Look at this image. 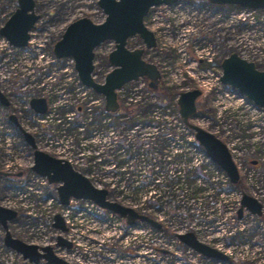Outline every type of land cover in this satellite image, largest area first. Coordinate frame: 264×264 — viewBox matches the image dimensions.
<instances>
[{
    "label": "rangeland",
    "instance_id": "374dc122",
    "mask_svg": "<svg viewBox=\"0 0 264 264\" xmlns=\"http://www.w3.org/2000/svg\"><path fill=\"white\" fill-rule=\"evenodd\" d=\"M34 1L35 13L40 19L29 34L28 45L24 48L11 47L0 35V90L11 106L4 109L0 105V172L11 175L10 179L0 177V206L18 212L17 218L9 223L10 233L26 243L41 245L47 241L45 237H55L57 234L49 228L50 233L47 234L44 222L46 216L59 210L55 206L48 209L44 202V195L55 198L54 188L41 185L39 178L28 173L31 165L28 157L31 153L17 129L8 122L9 115L15 114L24 130L50 146V150H46L49 154L56 155L58 149L64 151L62 156L71 155L73 168L85 175L95 187L108 190L109 200L135 207V210L164 224L163 229L155 231L148 225L138 223L131 229L122 228L121 236L116 238L111 237L114 219L107 217L106 222H109L97 231L96 239L97 242L110 239V244L104 242V245L108 246L109 252L116 254H112L111 264H200L199 258L189 253L175 237L188 232L196 234L206 244L229 256L226 262L211 259L204 260L203 264H264V142H261L264 131L254 129L255 120L248 110L252 109L253 103L237 90L217 83L222 75L221 61L232 53L264 71V11L214 6L208 0H179L177 6L150 10L144 24L154 33L156 47L149 50L144 59L156 65L161 73L159 89L150 91L146 79L127 84L117 93L119 106L124 111H119L118 115L111 118L101 111L104 100L94 94L92 99L97 102L91 105L90 120L85 119L89 116L82 112L68 122L66 115L72 111V107L81 106L84 111L89 100L83 98L82 91H76L74 83L77 74L73 61L56 59L53 47L72 22L88 18L94 24H101L105 15L97 6V0ZM16 9L17 0H0V29ZM127 47L130 50L140 49L143 44L136 37L128 41ZM113 50L112 41L104 42L95 49V81L102 83L111 70L107 56ZM210 56L212 63L206 61ZM192 90H200L202 94L196 101V112L190 123L212 133L241 157L238 161L234 155L240 164L239 189L233 186L222 188L219 184L210 187L213 191L224 189L219 196L216 191H210L213 193L212 203L210 199L191 200L193 196L190 193L195 189L201 190L198 187L202 188L201 184L205 180L211 186V178L215 177L214 166L210 165L214 171L206 168L207 173L203 174L205 167L195 162V159L202 157L201 147L186 156L185 163L192 161L198 164V168L188 175L187 168H180L182 161L179 154L171 165L162 157L163 154L172 153L170 149L166 153L162 151L168 143L161 137L165 132L158 134L160 126L168 127L174 123L176 140L185 141L186 137H190L191 132L177 129V121L180 119L177 99L180 93ZM163 93L169 94V97L166 99ZM32 98L45 99L52 120L35 117L29 108ZM238 98L244 102L236 108L234 104H240ZM123 115L128 118H122ZM135 120L138 122L133 123ZM82 121H85L83 132L79 131ZM148 121L153 122L149 124ZM133 124L150 128L133 133L123 127ZM155 126L159 127L158 133L153 128ZM110 127L115 131L118 142L112 152L108 144ZM80 139L88 140L84 150L80 147ZM124 139L131 149L130 153H125L126 161L121 162L116 150L122 147L125 149ZM111 140L113 143L114 139ZM159 147L162 153L156 151ZM52 148H56L55 151ZM241 148L247 151L241 153ZM150 154L154 162L149 160ZM243 155L247 160L258 161L260 166L246 168ZM110 161H113L119 172L136 177L111 178ZM154 166L160 167L157 170L162 173L157 177L159 182L144 177L151 173ZM170 170L176 173L173 179L167 176ZM179 171L185 172L184 182L177 180ZM20 172H24L23 178L16 177ZM199 178L203 181L198 182ZM164 185H168V192ZM172 185H176L177 190L184 187L186 191L182 194L179 190L177 195L176 190L171 191ZM37 189H41L39 197L34 192ZM242 192L256 198L263 205L260 217L247 213L242 219H237L238 199ZM216 201H220L219 208L215 205ZM200 202L217 209L209 211L207 216H197L196 209ZM80 207L83 209L84 204L81 203ZM184 207L194 210V214L184 210ZM104 216L105 213L102 214ZM38 217H42L44 228L37 231ZM3 236L0 226V264H27L20 255L5 247ZM154 243L157 245L154 246ZM160 245H167L170 252L158 254L155 259L142 255L140 259L131 257L122 261L123 258L119 256L125 250L133 254V249L138 246L146 252ZM57 253L63 256L61 250H57ZM93 253L100 257L106 256L103 251L95 250Z\"/></svg>",
    "mask_w": 264,
    "mask_h": 264
},
{
    "label": "water",
    "instance_id": "95a60500",
    "mask_svg": "<svg viewBox=\"0 0 264 264\" xmlns=\"http://www.w3.org/2000/svg\"><path fill=\"white\" fill-rule=\"evenodd\" d=\"M177 2L178 0H97V6L105 15L104 22L94 24L88 18H80L72 22L61 39L55 43L53 54L56 59H71L80 83L104 98L106 112L115 113L119 108L117 91L125 85L146 78L150 89L158 88L160 74L157 67L143 60L144 51L156 46L154 33L145 26L144 19L151 8ZM208 2L215 6L264 10V0H208ZM38 20L34 0H17V9L0 29V35L10 46L24 48L28 44L29 33ZM135 37L142 41L144 47L129 50L127 42ZM107 41L114 43V50L107 57L111 71L106 74L104 81L99 83L93 78L94 50ZM220 67L222 70L220 82L223 85L237 90L255 106L264 110V71L258 70L254 63L240 58L236 53L224 58ZM200 95L198 90L179 94L177 105L180 119L194 133V139L203 148L207 157L226 174L230 183L235 185L239 180V174L226 145L210 132L190 123V119L196 112V100ZM0 105L8 106V101L1 90ZM30 107L37 114H44L47 110L46 101L43 98L32 99ZM9 119L17 124L14 115H10ZM23 135L25 142L35 149L36 145L32 136L25 131ZM31 169L38 176L46 178L50 184L58 185L57 195L63 205H67L71 198L88 200L102 210L123 219L128 227L134 226L136 222H144L155 229L160 228V225L149 217L108 200L107 190L95 187L87 177L74 171L66 161L35 150ZM240 204L241 209L245 208L251 214L260 216L261 205L255 199L243 195ZM16 217L15 210L0 206V225L4 229L5 247L31 264H38L41 260H45L46 264H71L56 257L49 247L39 248L14 238L8 231V223ZM238 218H240V210ZM53 227L66 232L59 215H55ZM176 237L185 246L204 257L221 261H226L228 258L200 243L193 233L178 234ZM58 240L59 245L70 249L69 242L62 237Z\"/></svg>",
    "mask_w": 264,
    "mask_h": 264
},
{
    "label": "built area",
    "instance_id": "2783aa9c",
    "mask_svg": "<svg viewBox=\"0 0 264 264\" xmlns=\"http://www.w3.org/2000/svg\"><path fill=\"white\" fill-rule=\"evenodd\" d=\"M177 3L172 4V5H161V6L153 7V8H151V10H158V9H161V8H168V7H172V6H177L178 5ZM150 50H152V49H150ZM144 60L146 61V59H144ZM212 60H213L212 59V56L206 58V61L208 63H212ZM160 79H161V73H160ZM53 80H55V78ZM143 80L144 79H140L138 82L143 81ZM138 82H134V83H138ZM217 83L220 84V85H222V83L220 82V78L217 80ZM74 86L76 88V91H82L81 95L83 96L84 99L89 100V103L87 105H85V107L83 109L84 111H82V107L81 106L72 107V111H69V113H67V115H66V116H68L67 117L68 118V122L70 120H72L75 115H81L82 112L85 113V115L87 117L89 116V118H85V119L90 120V116L92 115L91 105H93V104H95L97 102L96 100H93L92 97L96 93H94L92 90H90L88 88H85L80 83L78 77H76V81L74 83ZM213 86H214V84H213ZM117 97H118V95H117ZM232 97H235V96L232 95ZM130 100H132V99L130 98ZM238 101L240 102L239 105L236 104V103L234 104V106L236 108L238 106L242 105L243 102H244L243 99H239V98H238ZM63 105L65 106V108H68L67 105H65L64 103H63ZM248 110L250 112L251 117L255 120V127H254V129L257 130V131H259V130L262 129L264 131V110L256 107L255 105H252V109H248ZM101 111H102L103 114L106 113L105 110H104V106L102 107ZM48 112L49 111H48V106H47V110H46V112L44 114H37L35 112L33 114L35 115V117H38V118L39 117H42V118L46 117L48 120H52L50 118L51 116L49 115ZM70 115H71V117H69ZM105 120H107V119H105ZM60 121L61 120H58V122H60ZM172 121H174V119H172ZM174 122H176V121H174ZM177 122H179L178 125H177V129H180V130H182L184 132H191L190 137H186V140L183 141V140H176L175 139V136H174L172 138V146H171L172 149H170V136H169V133L172 132L173 130H175L174 129L175 128V125L173 123V124H170L168 127L163 126V125L160 126L161 127L160 132L161 133H164L165 132L164 134H162L161 137L164 139V142L165 143H168V145L164 149H162V151H164V153H166L167 150L170 149V153H172V155L163 154L162 157H163V159L166 162H168V164L171 165V162L175 159V156L179 154L178 157H181V161H182V162H180V168H182V170H185V168L188 169L186 175L191 174V171H193V170H195V169L198 168V164L197 163H199V164H201L202 166L205 167V169L202 170V173L203 174L204 173H207V170L208 169H211L212 171H214V169H212L213 167H210V165L214 166L216 168L215 171H214L215 177L214 178H211V182H213V183H211V186L208 185L207 184V181L205 180L202 184L200 183L201 186H202V188L198 187L201 190H196L195 189L194 192L190 193L193 196L191 198V200H194L196 198L197 200L200 199L202 201H206L207 199H210V201H211L212 200L211 197L213 196V193L211 194L210 191H213V190L210 187L217 186V184H219L220 186H222V188H225L227 186H232V185L230 184L229 179L226 176V174L216 164H214L207 157V155L205 154L204 151L201 152L202 154L200 153L202 155V157H200L198 160L195 159V162H197V163H193L192 161L191 162H187V163L184 162L186 160V156L192 155L193 152H195V150H199L200 147L196 143L192 131L189 128H187L182 123L181 119H179ZM80 124L81 125L79 126V131L83 132L85 130V121H82ZM62 125H64V124H62ZM135 125H140V124H135ZM135 125H132V126H135ZM169 128H172V129H169ZM166 132H169V133H166ZM92 133H95V131H93ZM113 133L111 131L108 132L109 137H112L114 139L113 140V143H111L110 140H109V137H108V140H109L108 144H109V147L111 149V152H112V149L115 148V145L118 144V142L116 141L117 136L115 135V133H114V135H112ZM87 141L88 140H83V139H80V141H79L80 147L83 150L87 146L86 145ZM124 141L126 142L125 139H124ZM66 142H68V140H66ZM261 142H264V136L262 137ZM120 144H121V142L119 140V145ZM182 144H184V146ZM226 146H227V148L229 150V153L231 155V158H232L233 163L235 164L236 168L239 169L240 168V164L236 162L237 159H234V155L237 156L238 161H240V159H241L240 155L236 154V151L235 150H231L229 148V145L228 144ZM160 148L161 147L157 148L158 149V152H161L162 153V151H159ZM116 152H117V157L120 159L121 162L126 161V155H125L126 152H124V148L123 147H122V149H117ZM63 153H64V151H59L58 149H56V151H55V154L57 156L65 159L66 161L72 162V156L69 155V154H66V156H62ZM241 153H243V152H241ZM140 155L143 156L142 154H140ZM150 159H152V155L149 158V160ZM152 161L154 162L155 159H152ZM191 164H194L195 167H193ZM154 168H156V169H154ZM154 168H153V170H151V173H148L144 177H148L152 181H155L156 180V181L159 182V178H157V177H159L158 175H160L162 173L159 172L157 169L160 168V167H157V166L155 167L154 166ZM206 168H208V169H206ZM124 169L125 168H123V170ZM167 176L168 177H172L171 179H173V178H175L176 173H174V171L170 170L168 172V175ZM177 176H178V179L180 181L182 180L184 182L185 172L182 173V172L179 171V172H177ZM37 178H39L41 180V182H40L41 185L42 184H45L44 178L39 177V176ZM200 181H203V180L199 178L198 179V182H200ZM163 187L166 188V191L168 192V189H167L168 188V185H164ZM102 189H104V188H102ZM172 190H176L177 191V195H178L179 190H181V193L183 194V192L186 191V188L181 187V189H178L177 190V186L176 185H174V186L172 185L171 186V191ZM134 191H136V190H134ZM214 191H216V194L219 196L224 191V189L221 190V189L217 188ZM34 192H35V195L37 197H39L40 194H41V189H37ZM108 193H109V191H108ZM202 195H205V197H201ZM181 197H183V196L181 195ZM185 197H187V196H185ZM184 198H181V199H184ZM215 200H218V199H215ZM81 202L84 204V207H83V209H81V207H80L77 210V212H76V214H75L74 217L72 216V214H70L69 211H65L63 213V217L65 219L66 225L68 226V230H67L66 233H64L62 235L65 237V239L69 243H71V248L69 249V253L66 254V255H64V256H65L67 262H69L71 264H111V261L113 262V256H112V254H114V256H116V254L115 253H112V252H109L108 251V246L107 245H104V242H107V244H110V239L107 238L104 241L101 240V241H98V242H97V239H96L97 231L107 226V223L109 222V221L106 222L107 217L114 219L112 221L113 222V224H112V231H113L112 233L113 234H112L111 237H116V238H119L121 236L122 228L123 229H131L136 224L138 225V223H142V222H138L134 226L128 227L126 225L125 221L123 219H121L120 217H118L117 215H114V214H112L110 212H107L105 210H102L101 208H99L98 206H96L94 203H92L90 201H81ZM219 202L220 201H216V204H215L218 208L220 207V203ZM210 203H212V201ZM126 204H130V203H126ZM123 206H125V205H123ZM125 207H129V206H125ZM217 207L213 208V206H212V208H210V207H207L205 203L200 202V205H199L198 209H196V215L197 216H200V217H202L203 215L207 216L208 213H209V211H211V212L212 211H215L214 209H217ZM129 208L135 210L134 209L135 207L134 208L129 207ZM184 208H185L184 210H186V211L191 212V213L194 214V210L189 209V208L186 209V207H184ZM135 211L137 213L141 214V215H145V216L149 217L148 215L142 213L141 211H137V210H135ZM103 213L106 214V217L105 216L102 217V214ZM101 218H102V221H101ZM150 219H152V218H150ZM37 221H38V227H37L36 230L38 231V230L41 229V226L40 225H41V222H42V217H38L37 218ZM154 221L157 222L160 225V228L159 229H155V228H153V227H151V226L148 225V227H150V229H153L155 231H159L160 229H163V225H164L163 223H161V222L159 223L156 220H154ZM110 223H111V221H110ZM142 224H145V223H142ZM145 225H147V224H145ZM194 235H195V237L199 238L196 234H194ZM122 242L123 241H121L120 243L122 244ZM125 242H126V240L124 241V244H125ZM140 244H143V243H140ZM145 245H147V244H145ZM153 245L156 246L157 244L154 243ZM140 246H143V245H140ZM140 246H138V248H134L133 249V254L130 253L128 250H125V247H124V250L125 251L121 255L119 254V256L123 258L121 260L122 261H127V259L128 258H131V257L140 259L142 255H146L149 258L155 259L158 256V254H167L168 252H170L169 249H168V247H167V245H160L159 247L150 248L146 252H144L142 250V247H140ZM186 249H187V251L189 253H193V254H195V256L197 258H199L200 264H203V261L204 260H211V258H206V257H204V256H202L200 254H196V252H192L189 248H186ZM79 250H81V251L79 252ZM95 250L103 251V254H105L106 256L100 257L99 255L98 256L97 255H94L93 252ZM103 254H102V256H103ZM202 257L204 258V260L201 259ZM106 258H109V259H106ZM117 262H118V257H117Z\"/></svg>",
    "mask_w": 264,
    "mask_h": 264
},
{
    "label": "flooded vegetation",
    "instance_id": "af4514ba",
    "mask_svg": "<svg viewBox=\"0 0 264 264\" xmlns=\"http://www.w3.org/2000/svg\"><path fill=\"white\" fill-rule=\"evenodd\" d=\"M39 19H40V17H39ZM39 21V20H38ZM37 21V22H38ZM36 25V24H35ZM34 28H35V26H34ZM33 28V29H34ZM32 29V30H33ZM31 30V31H32ZM30 34V33H29ZM29 38H30V36H29ZM29 42V41H28ZM128 48V47H127ZM130 50V49H129ZM95 51V50H94ZM147 52H148V50H145L144 51V57H146V54H147ZM111 53V52H110ZM109 53V54H110ZM108 54V55H109ZM108 57V56H107ZM108 61V60H107ZM222 62V61H221ZM109 64V63H108ZM111 71V70H110ZM109 71V72H110ZM147 81V84H148V80H146ZM159 84H160V80H159V83H158V88L156 89V90H152V89H150V91H152V92H154V91H157L158 89H159ZM201 96V95H200ZM199 96V97H200ZM6 97V96H5ZM198 97V98H199ZM7 99V101H8V106L7 107H3L4 109H8V108H10L11 106H10V101L8 100V98H6ZM32 99H34V98H32ZM31 99V100H32ZM30 100V101H31ZM30 101H29V108H30V110H32V108L30 107ZM197 101V100H196ZM46 105H47V102H46ZM119 111H124L123 109H121V108H118V110H117V112L118 113H109V112H106L105 114L107 115V116H109L110 118L111 117H113L114 115H118L119 114ZM32 113H34V111L32 110L31 111ZM10 115H14L15 117H16V121H17V124H14L10 119H9V117H8V122L10 123V124H12L13 125V127L15 128V129H17V131H18V133H19V136L21 137V138H23V140H24V135H23V131H25V132H27L28 134H30L31 136H32V138H33V140H34V142H35V145H36V148L35 149H33V148H31L26 142H25V140H24V142H25V144L27 145V149H28V152H30L31 153V155L28 157L30 160H31V162H30V166H29V171H28V173H30V174H33V176H35V177H38V175L35 173V172H33L32 171V166H33V162H34V151L35 150H38V151H41V152H44V153H47L48 155H50V156H52V157H54L55 159H59V160H63V161H66L65 159H63V158H61V157H59V156H57V155H54V154H49L46 150H50V147L48 146V145H45L44 143H42V141H40L39 139H38V137H36L35 135H33L32 133H29L28 131H26V130H24L23 129V127H22V125L20 124V120H19V117H17L15 114H10ZM9 115V116H10ZM110 118H109V120H110ZM123 127L124 128H127V131H130V132H133V133H140L142 130H145L146 128H150V127H143V126H141V125H135V126H126V125H123ZM111 128V127H110ZM154 129H155V131H156V133H158V131H157V129H159V127H157V126H155V127H153ZM113 128H111V132L113 133ZM115 132V131H114ZM161 132H159L158 134H160ZM112 135H114V133L112 134ZM149 135V134H148ZM122 136V135H121ZM169 136H170V149H172V138L175 136V134H174V132L172 131V132H170L169 133ZM255 137H256V135H255ZM112 137H109V140H110V142L112 143ZM141 140H143V139H141ZM121 145V144H120ZM227 147V146H226ZM262 148H264V147H262ZM54 149V151H55V149L56 148H52V150ZM130 149L131 148H129V146H127V143H126V147H125V149H124V152H126V153H130ZM228 149V148H227ZM142 150V149H141ZM241 150V152H243V151H247L246 149H240ZM157 152H158V149L156 150ZM229 151V150H228ZM261 152H262V150H261ZM148 153H149V150H148ZM243 162H245L244 164H245V166H246V168H258L259 166H260V164H259V162L258 161H255V160H253V161H250V160H247L246 159V156L245 155H243ZM66 162H68L69 164H70V166L72 167V169L74 170V171H76V172H78V173H80L79 171H77V170H75L74 168H73V166H72V164H71V162H69V161H66ZM111 162V166H110V169H111V171L109 172V176L111 177V178H134V177H136L135 175H130L129 173H125V172H119L118 171V169H117V167H115V164L113 163V161H110ZM249 163V164H248ZM235 165V164H234ZM237 171H238V169H237ZM1 174H0V177H5V178H7V179H10V177H11V175L10 174H4V173H2V172H0ZM80 174H82V173H80ZM238 174H239V180H238V182H237V184H235V185H233L232 184V186L235 188V189H239V187H240V184H241V176H240V173H239V171H238ZM25 174H24V172H20L16 177L17 178H23V176H24ZM83 175V174H82ZM83 176H85V175H83ZM40 177V176H39ZM86 177V176H85ZM44 178V177H43ZM44 181H45V185L47 186V187H53L54 188V191H55V193H56V196H55V198H54V196H52V197H49L48 195H44V202H45V204L48 206V209H51V207H53V206H55V208L56 207H58L59 208V210L55 213V214H52L51 216H46V220H45V222H44V224H45V228H44V225H43V222H41V228L43 229L44 228V231H46L47 232V234H49L50 232L48 231V228L51 230V231H54V232H56L57 234L55 235V237H45V238H47V241H43V243L41 244V245H37V244H33V245H36V246H38L39 248H44V247H49L50 249H51V251H52V253L56 256V257H59V258H61V259H63L64 261H67L66 260V258H65V256L64 255H66V254H68L69 253V249H66L65 247H63V246H61V245H59V240H58V238L59 237H62L65 241H67L66 239H65V237L62 235V234H64V233H66L67 232V230H68V226L66 225V223H65V219H64V217H63V213L65 212V211H69L70 212V214H72V216L74 217L75 216V214H76V212H77V210L80 208V204L82 203L81 201H83V200H75V199H73V198H71L70 200H69V202H68V204L67 205H63V204H61V202H60V200H59V198H58V195H57V190H56V188L58 187V185L57 184H50L49 182H48V180L46 179V178H44ZM142 187V186H141ZM243 195H247V196H249V197H251V198H253V199H255L260 205H261V214H260V216L262 215V213H263V205L256 199V198H254V197H252V196H250V195H248V194H246V193H244V192H242V193H240V195H239V199H238V209H237V214H236V217H237V219L238 220H240V219H242L244 216H245V214H250V215H252V216H257V215H253V214H251L248 210H246L245 208H242L241 209V204H240V202H241V199H242V196ZM239 210H240V218H238V213H239ZM55 215H59L60 216V218L62 219V221H63V224H64V227L66 228V232H61V231H59V230H57V229H55L54 227H53V224H54V217H55ZM17 216H18V212H17ZM260 216H257V217H260ZM17 218V217H16ZM1 226V225H0ZM1 228H2V226H1ZM47 229V230H46ZM2 230H3V232H4V229L2 228ZM8 231L10 232V230H9V223H8ZM11 234V233H10ZM12 235V234H11ZM13 236V235H12ZM4 237V236H3ZM14 237V236H13ZM14 238H16V237H14ZM18 239V238H17ZM196 239L200 242V243H202V244H205V245H207V246H209L208 244H206V242H204L203 240H201V239H199V238H197L196 237ZM24 242V241H23ZM68 242V241H67ZM26 243V242H25ZM28 244H32V243H28ZM70 245H71V243H70ZM209 247H211V246H209ZM71 248V247H70ZM187 248V247H186ZM211 248H213V247H211ZM190 249V248H189ZM213 249H215V248H213ZM57 250H61L62 252H63V256L62 257H60L59 256V254L57 253ZM192 252H194L192 249H190ZM215 250H217V249H215ZM218 252H220V253H222V254H224V255H226L224 252H222V251H219V250H217ZM39 252H40V249H39ZM41 253V252H40ZM197 254V253H196ZM228 258H227V260L229 259V256L228 255H226ZM202 260H204V258L202 257L201 258ZM23 260V259H22ZM216 261H218V262H220L221 260H217V259H215ZM226 260V261H227ZM24 261V260H23ZM226 261H222V262H226ZM24 262H27V261H24ZM27 264H31V263H29V262H27ZM38 264H46V261L45 260H41Z\"/></svg>",
    "mask_w": 264,
    "mask_h": 264
},
{
    "label": "trees",
    "instance_id": "16d2710c",
    "mask_svg": "<svg viewBox=\"0 0 264 264\" xmlns=\"http://www.w3.org/2000/svg\"><path fill=\"white\" fill-rule=\"evenodd\" d=\"M163 96H165L166 99H167V98L169 97V94H164V93H163ZM122 118H128V117H127V115H123ZM135 121H136V120H135ZM135 121H132V122H133V123H137V122H138V121H136V122H135ZM152 122H153V121H148L147 123L150 124V123H152ZM156 123H157V122H156ZM129 124H130V123H129ZM133 125H134V124H133ZM177 180L179 181V179H177Z\"/></svg>",
    "mask_w": 264,
    "mask_h": 264
}]
</instances>
